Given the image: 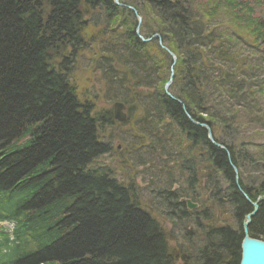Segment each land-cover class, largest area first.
I'll return each mask as SVG.
<instances>
[{
    "label": "trees",
    "instance_id": "trees-1",
    "mask_svg": "<svg viewBox=\"0 0 264 264\" xmlns=\"http://www.w3.org/2000/svg\"><path fill=\"white\" fill-rule=\"evenodd\" d=\"M118 3L122 7L114 0H0V221L13 224L0 242V264H174L179 257L133 182L120 183L108 167L95 166L110 152L101 129L116 122L111 112L96 111L82 99L72 82L81 54L94 45L97 55L101 49L106 55V83L122 91L128 108L141 109L144 121L150 112L173 126L190 156L205 155L215 201L231 211L230 223L211 228L199 225L207 219L204 210L187 214L184 203L173 202L172 209L190 215L201 234L192 252L180 254L184 264H239L242 224L255 207L247 231L264 242V169L254 189L246 188L232 168L240 169L238 153L213 145L202 127L213 133L220 124L204 92L209 82L227 79V71L220 81L208 72L217 62H233L229 40L216 41L199 26L201 0L200 7L198 0ZM223 5L233 9L213 0L211 17ZM128 7L147 29L137 26ZM96 15L102 30L87 38ZM248 15L250 22L262 21ZM255 31L264 40L262 23ZM154 34L177 58L170 95L175 100L164 91L172 58L158 40L138 37ZM25 137L29 141L21 146Z\"/></svg>",
    "mask_w": 264,
    "mask_h": 264
},
{
    "label": "rangeland",
    "instance_id": "rangeland-1",
    "mask_svg": "<svg viewBox=\"0 0 264 264\" xmlns=\"http://www.w3.org/2000/svg\"><path fill=\"white\" fill-rule=\"evenodd\" d=\"M116 1L118 3V0ZM212 1L201 0L202 22L199 26L205 27L204 33H211L216 41L229 40L226 46L229 47L233 62L222 64L215 61L217 64L208 72L220 81V73L227 71L225 81L218 84L209 82L204 92L208 106H213L220 123L213 133L208 129L213 145H216L217 141L238 153L241 160L240 169L236 171L232 168L238 173L241 183L251 190L259 182L264 169V40L257 39L255 31L259 24L264 26V0H216L221 4L227 3L233 9L230 8V12L223 5L220 11L211 17ZM198 2L200 7V0ZM235 8L238 10L236 13ZM247 13L252 16L254 14V18H260L262 21H248ZM248 16L253 19L251 15ZM100 19L98 15L90 19L87 38L93 34L97 36L102 30H99L102 26ZM136 19L137 26L147 29L148 23L143 17L140 18L136 14ZM116 33L118 36V30ZM153 39L158 40V46L163 51L171 53L162 44L158 34L147 40L143 39V42L147 43ZM216 41L213 42V47L217 45ZM94 46H90L88 51L81 54L72 72V82L82 99L87 98L94 103L96 111L112 114L114 104L119 103L124 107L121 113L125 116L123 123L116 122L111 128L101 129L102 140L108 142L110 152L96 161L95 166L108 167L120 183L133 182L138 189L136 191L142 206L163 229L170 250L179 256L175 258L174 264H184L187 260L181 259L180 254L192 252L201 234L190 215L183 218L172 209L173 202H190L193 208L186 209L187 214L204 210L207 219L199 220V225L204 226L206 223L211 225V228L230 223L231 211L226 203L217 204L215 201V186L208 181L209 171L205 168V155L195 151L190 156L186 151V144L173 126L164 120L153 119L154 116L150 112L145 114L147 119L144 121L141 109L128 108L123 103L122 91L114 85L113 88L108 86L107 76L101 70V57L104 53L100 55L101 49L97 55V47ZM202 52L204 56L207 53L205 50ZM207 57H211L209 53ZM176 59L174 56L169 66L170 75L173 74L172 68ZM173 83L167 88L164 87L166 94L175 92ZM231 87L232 91L225 92ZM141 105L148 111L144 104ZM28 141L29 137H25L19 144L23 146ZM168 194H173L174 197L165 198ZM254 212L255 210L251 215ZM12 228L11 223H0V231L3 234H10ZM2 236L0 235V242Z\"/></svg>",
    "mask_w": 264,
    "mask_h": 264
},
{
    "label": "water",
    "instance_id": "water-1",
    "mask_svg": "<svg viewBox=\"0 0 264 264\" xmlns=\"http://www.w3.org/2000/svg\"><path fill=\"white\" fill-rule=\"evenodd\" d=\"M115 2L117 5H119L116 0H115ZM128 9L133 11V9L130 7H128ZM140 40L144 41L143 38H140ZM159 44H160V42H159ZM169 55L172 57V59L174 58V56L171 53H169ZM172 76H173V74L170 75V78H172ZM170 83H171V81L169 80V82L165 85V88H167ZM123 110H124V107L121 104H119V103L114 104V106H113V119L118 123H123L125 121V116H124V114L121 113ZM207 131H208V134H207L208 139L211 142L212 141V138L210 136L211 134H210L208 129H207ZM186 203L188 205V208H192V206L189 204V202H186ZM255 210H256V207H255ZM251 217H252L251 214L247 215L246 221L242 225L243 237H242V241L240 244L241 259H240L239 264H264V242L260 241V240L253 239L248 235L247 226L250 222Z\"/></svg>",
    "mask_w": 264,
    "mask_h": 264
},
{
    "label": "bare ground",
    "instance_id": "bare-ground-1",
    "mask_svg": "<svg viewBox=\"0 0 264 264\" xmlns=\"http://www.w3.org/2000/svg\"><path fill=\"white\" fill-rule=\"evenodd\" d=\"M114 3H116L115 0H114ZM172 100H174V99H172ZM176 102L179 103L178 100H176ZM193 124H194V123H193ZM203 127H204L205 130L207 131L208 127H206V126H203ZM208 130H209V129H208ZM209 132H210V131H209ZM207 134H208V131H207ZM240 259H241V256H240V258H239V262H240Z\"/></svg>",
    "mask_w": 264,
    "mask_h": 264
}]
</instances>
